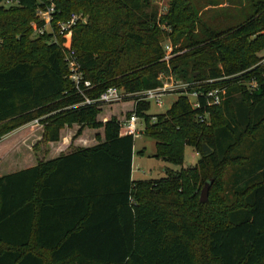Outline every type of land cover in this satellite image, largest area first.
Here are the masks:
<instances>
[{
  "label": "trees",
  "instance_id": "16d2710c",
  "mask_svg": "<svg viewBox=\"0 0 264 264\" xmlns=\"http://www.w3.org/2000/svg\"><path fill=\"white\" fill-rule=\"evenodd\" d=\"M13 1L0 0V159L30 127L2 139L7 133L34 121L42 133L30 148L36 164L0 176V264H264V0H249L251 14L224 28L204 23L192 0H168L160 17L151 0H52L54 22L88 16L56 42L31 27L42 25L36 12L49 0ZM168 36L175 56L166 62ZM69 46L93 84L91 98L110 86L156 88L161 73L237 76L208 109L209 123L196 119L205 108L193 109L185 95L156 115L133 98L74 107L82 98L68 79ZM251 78L253 91L245 87ZM119 104L122 117H101ZM133 111L155 141L153 157L182 165L190 146L195 165L133 180L134 139L119 133ZM65 138L66 151L42 159ZM203 181L201 202L193 191Z\"/></svg>",
  "mask_w": 264,
  "mask_h": 264
},
{
  "label": "built area",
  "instance_id": "2783aa9c",
  "mask_svg": "<svg viewBox=\"0 0 264 264\" xmlns=\"http://www.w3.org/2000/svg\"><path fill=\"white\" fill-rule=\"evenodd\" d=\"M4 1L5 5L15 4L13 0ZM49 2L46 9L37 12V18L42 22V25L39 26L34 23L33 28L38 35H44L46 33V28L49 27L50 31L48 34H50L53 39L51 42H56L57 36L69 31L78 21V17L72 14L67 20L54 22L55 5L52 0H49ZM172 56L173 54L164 59L166 60ZM65 62L68 69V79L73 85L74 93L82 98L81 102L74 105V107L121 103L129 99L132 100V98L135 103L146 101L150 104L153 102L160 107L163 104L162 98L165 95L176 93L188 97L193 109L205 108L204 112L196 114V119L201 122H205L206 119L210 118L208 109L221 105L226 99L228 86L225 82L237 76L207 77L190 81H184L169 76V82H161L156 88L129 93L122 88L110 86L100 93L98 97L91 98L88 96L87 92L93 87V84L84 77L73 50L69 51L65 58ZM259 64L264 67V52L261 54ZM245 86H247L249 91L255 90L257 88L255 78L249 79L245 83ZM191 99H193V101ZM200 99H204V104H201ZM154 121L155 117H152L151 122ZM119 126L120 135H129L134 139L144 132L146 123L143 117L138 116L136 112L133 111L128 117L120 120Z\"/></svg>",
  "mask_w": 264,
  "mask_h": 264
},
{
  "label": "rangeland",
  "instance_id": "374dc122",
  "mask_svg": "<svg viewBox=\"0 0 264 264\" xmlns=\"http://www.w3.org/2000/svg\"><path fill=\"white\" fill-rule=\"evenodd\" d=\"M192 1L196 7V10H199V15L201 16L203 22L207 23L208 26H211L214 28H220V27L224 28L229 24H232V23L236 24L238 22H241L244 18L249 16V14H251L253 10L250 6L249 0H192ZM1 5L6 6L4 0ZM151 6L156 8L158 17H160L168 12L169 1L168 0H151ZM39 10H42V9H38L37 12ZM37 12H36V17H37ZM73 14H75L78 17V21L76 22V24L77 23L78 24L87 23L88 21L87 15H83L82 13H73ZM34 23L37 24V21L31 22L33 35L41 36V35H38L34 31V28H33ZM161 28L167 31L170 30L167 26H161ZM49 31H50V28L47 27L46 33H49ZM52 40H53L52 38H49V41H52ZM162 46L164 50L163 60H165L164 58L171 54H173L172 57L175 56V53L173 52L174 46L172 45L169 36L165 40H163ZM71 50L75 52V50L71 48V46H69L68 48H66V50H64V61H65L67 54ZM172 57L166 59L165 61L167 62ZM169 76L174 77L170 73L169 74L161 73L159 74L158 79L160 80V82H169V78H168ZM245 87L247 89V86ZM179 95L180 94H176V93L165 95L162 98L163 104L160 107H158L156 104L151 102L150 107L148 109V114L156 115V114L166 112ZM191 100L193 101V99ZM122 107L123 106H121V104L113 106V107H109V108L104 107L101 111L102 112L101 117L104 116L105 113L109 111H113L112 113L116 114L118 117H122L124 115ZM209 119L210 118L206 119L205 123H209L210 121ZM36 125H37V121H34L23 127H20L19 129H16L14 131L7 133V135L2 138V139L8 138L14 133H17L21 131L22 129H26L30 127L25 137L12 147L15 159H18L19 157H25V155L30 154L31 146L39 140L41 133H42V127L39 124L37 126ZM25 138H27L26 141L24 140ZM17 146H19V149L15 148ZM44 147L45 145H41L39 149L40 148L44 149ZM133 151L135 152V158L133 162L132 176L136 180L158 179L161 177H166V174L164 173V170L166 167L172 169L173 171H178L181 168H189L195 165L199 157L198 153H196L192 147L186 146L183 152L182 165H174V164L164 162L161 159H157L153 157V155L155 154V141L149 138L148 136H146L145 130L139 137L134 138ZM140 151H143V152L139 153ZM24 164L26 163H23V165ZM4 167L5 165H2L0 168V176L5 174ZM204 181L201 183L198 191L197 190L193 191L196 195L197 200L200 197V192L203 187ZM215 192L217 194V189L215 190ZM218 219L222 225V223L224 222H222L220 217H217L216 220L218 221ZM220 223L218 222L217 224H220ZM197 243H199V241H197Z\"/></svg>",
  "mask_w": 264,
  "mask_h": 264
},
{
  "label": "crops",
  "instance_id": "0c3cea01",
  "mask_svg": "<svg viewBox=\"0 0 264 264\" xmlns=\"http://www.w3.org/2000/svg\"><path fill=\"white\" fill-rule=\"evenodd\" d=\"M27 138H25L24 140L26 141ZM67 145V139L65 138L62 142L57 143L56 145H51L49 146V151L47 154L44 155V157H42V159H49V158H53L59 155V153L63 150L66 151L64 148ZM17 149H19V146L15 147ZM14 148V149H15ZM134 158H135V152L133 151V158H132V171H131V178L133 180H136L133 178L132 174H133V162H134ZM23 163H26L23 165ZM36 164V160L33 157L32 154H27L25 155V157H19L18 159L14 158V152H13V148L10 149L1 159H0V168L2 165H5L4 167V171L5 173H10L13 171H16L18 169L17 166L21 165V168L24 167H29ZM20 169V168H19Z\"/></svg>",
  "mask_w": 264,
  "mask_h": 264
},
{
  "label": "water",
  "instance_id": "95a60500",
  "mask_svg": "<svg viewBox=\"0 0 264 264\" xmlns=\"http://www.w3.org/2000/svg\"><path fill=\"white\" fill-rule=\"evenodd\" d=\"M203 150H204V154H208L211 151L206 145H203ZM208 186H209V182L205 183L201 189V192H200V201L201 202H204L207 200Z\"/></svg>",
  "mask_w": 264,
  "mask_h": 264
}]
</instances>
